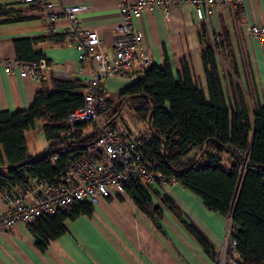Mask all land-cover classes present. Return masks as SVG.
<instances>
[{
    "label": "trees",
    "instance_id": "1",
    "mask_svg": "<svg viewBox=\"0 0 264 264\" xmlns=\"http://www.w3.org/2000/svg\"><path fill=\"white\" fill-rule=\"evenodd\" d=\"M16 14L10 5L0 4V22L14 20ZM235 15L240 17L239 12ZM55 36L64 38H47ZM37 40L14 39L15 58L21 62H48L33 50ZM197 40L207 95L186 61L174 74L165 56L163 67L152 64L143 77L110 103L109 120L127 107L136 120L147 121L153 169L174 177L177 184L198 195L209 211L225 218L232 213L239 264H264V105L254 103L248 83L243 89L234 79L240 71L225 26L221 36L200 22ZM49 85L41 83L28 108L0 111V194L31 177L51 179L60 164L57 161L52 167L49 158L57 155L60 147H85L96 138V132L81 137L83 124L66 122L68 114L82 104L79 80L51 78ZM36 120H41L40 132L47 145L28 155L24 131ZM153 193L214 260L217 248L200 229L159 188ZM124 194L161 230L162 209L139 181L128 183ZM116 197L121 199L120 195ZM92 213L90 203L75 201L64 210L38 216L24 225L34 237L35 246L44 251L48 240L65 233L66 220Z\"/></svg>",
    "mask_w": 264,
    "mask_h": 264
},
{
    "label": "crops",
    "instance_id": "2",
    "mask_svg": "<svg viewBox=\"0 0 264 264\" xmlns=\"http://www.w3.org/2000/svg\"><path fill=\"white\" fill-rule=\"evenodd\" d=\"M17 11L16 18L0 22V57H14L13 40L38 38L33 50L45 56L48 63L58 65L74 73L78 62L72 40L64 35L47 38L48 24L36 6L21 0H0ZM61 6L85 4L88 9L78 18L83 28L95 31L102 40L99 49L112 54L114 25L120 21L115 0H60ZM245 15L213 11L208 28L222 36V28L228 31L231 50L236 56L240 80L250 85L254 103L264 105V42L249 39L248 28L252 24L264 26V0H245ZM11 18V19H12ZM199 22L191 6L175 8L169 19L161 10L144 11L137 22L143 34L142 44L153 60L163 67L167 56L174 74L186 61L191 73L205 94L206 81L197 40ZM74 78H77L74 76ZM80 84L81 81L79 80ZM132 83L128 79L109 78L105 93L109 103H114L119 93ZM50 87L49 83H46ZM82 85V84H81ZM41 83L28 78L6 75L0 70V111L13 112L28 108L34 93ZM41 120L24 131L27 154L31 155L47 145L40 132ZM159 188L168 195L183 215L196 225L211 244L218 248L223 241L227 218L205 208L201 198L180 184L167 186L146 185V189ZM162 209L161 230L130 201L115 197L99 201L91 216H80L65 221V233L48 240L47 247L40 251L34 237L24 224H16L8 232H0V264H214L201 246L182 224L162 204L159 196L148 192ZM3 203L0 199V209ZM99 212L102 223L94 224V212Z\"/></svg>",
    "mask_w": 264,
    "mask_h": 264
},
{
    "label": "built area",
    "instance_id": "3",
    "mask_svg": "<svg viewBox=\"0 0 264 264\" xmlns=\"http://www.w3.org/2000/svg\"><path fill=\"white\" fill-rule=\"evenodd\" d=\"M36 5L48 24L46 34L61 32L72 40L76 52L77 68L74 73L58 65L39 59L21 62L14 57H0V70L40 83L51 78L81 81L82 104L67 116L68 124H84L86 135L97 132L96 140L85 147H60L58 154L49 158L60 167L51 179L31 177L26 182L5 189L0 194V232H8L16 224H25L41 215H51L64 210L75 201L95 204L109 196L124 193L131 181L141 185L158 183L172 185L176 179L154 170L153 152L148 149L151 141L146 130H128L119 116L109 120L110 103L105 94V82L109 78L136 81L153 64L152 57L142 44L143 34L137 22L144 11L161 10L166 19L175 8L191 6L197 21H208L213 11L245 15V0H115L120 21L114 25L112 54L106 55L99 46L101 38L95 31L81 26L78 16L87 10L85 4L61 6L60 0H21ZM249 39L264 42V26L252 24L248 28ZM240 77V76H239ZM235 77L243 89L242 81ZM82 128V129H83ZM246 164L242 166V170ZM232 213L227 217L221 246L216 249L215 264H239L233 237Z\"/></svg>",
    "mask_w": 264,
    "mask_h": 264
},
{
    "label": "rangeland",
    "instance_id": "4",
    "mask_svg": "<svg viewBox=\"0 0 264 264\" xmlns=\"http://www.w3.org/2000/svg\"><path fill=\"white\" fill-rule=\"evenodd\" d=\"M87 9H88V7H87ZM240 17H242V15H240ZM235 77L236 76H234V79H235ZM74 79V78H73ZM78 80V79H77ZM236 80V79H235ZM43 82V81H42ZM42 82H40V83H42ZM46 83H49L50 82V80L49 81H45ZM242 85L245 87V84L242 82ZM81 92H82V90H81ZM80 92V93H81ZM106 94V93H105ZM108 100V99H107ZM120 113V118H119V122H121L128 130H136V131H140V129H143V130H146V128L145 127H143V126H145V125H143V121L144 120H140V121H138V120H136V118H135V116H134V113H133V111L130 109V108H127V107H124V108H122L121 109V111L119 112ZM119 113H116L112 118H114L115 116H119ZM112 114V113H111ZM111 116V115H110ZM79 124H82V123H79ZM84 125V124H83ZM147 125V124H146ZM84 127V126H83ZM82 127V128H83ZM96 132V131H95ZM86 130H85V128H83V129H81L80 130V135H81V137H86L85 135H86ZM94 133V132H93ZM97 133V132H96ZM97 136V135H96ZM96 140V138L94 139V141ZM93 141V142H94ZM92 142V143H93ZM91 143V144H92ZM74 146H76V145H73V146H67V147H74ZM156 184H158V183H154V184H152V185H156ZM143 185V184H142ZM161 186V185H160ZM162 187V186H161ZM143 188L147 191V192H152L153 193V191L149 188V189H146V185H143ZM117 195H120L121 197L123 196L124 197V202H126V201H130V199H128V197L124 194V193H117V194H114V196H109L108 198H106L105 200H109L110 198H113V197H115V196H117ZM152 196H154V193L152 194ZM115 198H117V197H115ZM99 202H97V203H95V204H91L93 207L94 206H96L97 204H98ZM95 213V216L93 215V220H94V224L95 225H97L98 223H102V219L99 217V212L97 211V212H94ZM228 220V219H227ZM67 221V220H66ZM228 222H229V220L227 221V227L229 226L228 225ZM21 224V223H20ZM226 227V228H227ZM218 249V248H217ZM213 263L215 264V261H213Z\"/></svg>",
    "mask_w": 264,
    "mask_h": 264
}]
</instances>
